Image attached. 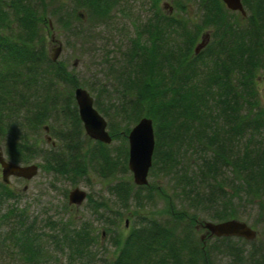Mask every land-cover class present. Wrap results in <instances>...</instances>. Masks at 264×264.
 <instances>
[{"label": "trees", "instance_id": "obj_1", "mask_svg": "<svg viewBox=\"0 0 264 264\" xmlns=\"http://www.w3.org/2000/svg\"><path fill=\"white\" fill-rule=\"evenodd\" d=\"M159 1L120 64L106 61L105 83L90 90L112 143L120 142L111 147L85 136L73 97L85 83L66 63L51 60L47 32L54 23L80 47L90 45L94 30L113 18L118 0H0V148L15 164L28 165L39 156L42 172L73 186L94 171L116 182L109 191L123 208L153 196L163 201L164 210L155 215L136 212L123 238L107 229L114 247L108 264H216L214 253L226 256L228 264H264V242L246 256L238 244L246 240H202L197 231L205 222L240 220L243 200L257 202L264 219V106L257 90L264 73V0H242L245 16L221 0H193L199 22L186 17L180 3L164 12ZM206 34L208 42L195 54ZM143 117L153 122L155 145L148 185L137 187L122 177L130 173L127 135ZM45 127L55 145L42 141ZM228 169L232 176L225 179ZM159 178L172 184L178 206L153 181ZM13 197L0 181V198ZM87 203L96 210L104 206L90 196ZM17 211L11 208L4 218ZM24 213L11 238L34 263L45 252L32 225L22 220ZM49 225L60 235L47 237L66 245L71 256L94 243L87 224Z\"/></svg>", "mask_w": 264, "mask_h": 264}, {"label": "rangeland", "instance_id": "obj_2", "mask_svg": "<svg viewBox=\"0 0 264 264\" xmlns=\"http://www.w3.org/2000/svg\"><path fill=\"white\" fill-rule=\"evenodd\" d=\"M154 1L118 0L109 24L98 26L94 30L95 38L92 39V43L85 47H80L76 44L72 34L66 33L52 23V28L47 32L48 52L53 54V50L61 46L62 52L59 60L66 63L69 70L75 72L78 79L85 83V89L92 94L91 89L96 92L99 85L105 83L104 78H106L108 68L106 61L115 65L120 64L122 53L128 47L130 39L134 38L138 29L152 17ZM178 3L184 6L186 17L193 22H199L201 14L193 0H160L158 7L164 12H169L167 5L173 8ZM83 18L85 20V16ZM257 90L260 103L264 106V73L257 77ZM45 137L46 134L42 133V141H46ZM118 145H120L119 141L113 142L110 146ZM1 154L5 156L3 151ZM32 163H41V158L35 157ZM224 176L225 179L231 178V170L225 171ZM122 178L132 182L131 173ZM0 181L2 182L1 168ZM153 181L162 187L178 206L176 201H179L180 196L176 197L172 194V184H168V180L163 178ZM114 184L116 182L103 181L94 171H90L86 177L79 179L76 186L65 178L42 172L40 169L37 175L29 181L10 178L7 186L13 192L14 197L0 198V264H108L114 257V247L111 245L112 235L107 233V229L119 230L123 238L130 229L136 212L142 215L144 213L155 215L164 210V203L157 196L143 199L141 206L131 200L128 206L123 208L118 199L109 191ZM76 187L86 192L87 196L92 197L93 200L102 203L103 208L96 210L87 203V200L79 206L65 207V203H68L69 192ZM142 194H147V192L143 191ZM256 203L243 200L238 209L240 221L247 223L256 232L255 239L246 240V243L238 242L246 256L254 245L258 246L259 243L264 242V219ZM11 208L18 210L16 216L5 219L4 216ZM137 208H140V211H136ZM21 211L25 212V216L21 215L22 220L28 227L32 225V231L38 235L37 243L45 252L34 263L26 259L20 251V246L11 238L12 229L17 227V221H21L19 217ZM116 212L121 215L117 217ZM60 220L63 222L71 220L77 227L82 224L90 226L94 243L88 246L86 252L71 256V251L66 245L55 243L48 238L51 235H60L57 229L53 231L49 225L50 221ZM197 227L198 237L205 239L208 233L203 229L202 224ZM61 238L59 236L55 241H60ZM213 257L216 264H228L229 262L224 255L214 253Z\"/></svg>", "mask_w": 264, "mask_h": 264}, {"label": "water", "instance_id": "obj_3", "mask_svg": "<svg viewBox=\"0 0 264 264\" xmlns=\"http://www.w3.org/2000/svg\"><path fill=\"white\" fill-rule=\"evenodd\" d=\"M229 11L238 12L245 16V10L242 0H221ZM172 9L170 8V11ZM51 26V23H49ZM209 36L206 34L202 37L201 42L195 48L197 54L208 42ZM61 46L53 50L50 58L56 62L60 53ZM74 99L77 105L79 118L83 125L85 135L94 141L109 145L111 136L108 133L107 122L95 109L93 98L86 89L77 87L74 90ZM47 130V128H46ZM50 142L51 138H46ZM128 141V161L127 168L132 174L133 183L137 187L148 185V174L152 166V156L154 151L155 139L153 131V122L147 117L141 118L129 131ZM0 167L2 181L4 184L9 183L11 177L31 180L36 176L38 167L36 165L21 166L7 162L0 151ZM87 198V193L76 187L68 194L69 205L79 206ZM203 227L211 236L215 237H235L248 241L255 239L256 232L245 222L240 220H227L219 223L205 222Z\"/></svg>", "mask_w": 264, "mask_h": 264}, {"label": "flooded vegetation", "instance_id": "obj_4", "mask_svg": "<svg viewBox=\"0 0 264 264\" xmlns=\"http://www.w3.org/2000/svg\"><path fill=\"white\" fill-rule=\"evenodd\" d=\"M208 235V234H207ZM212 239L213 237L212 236H210V235H208V236H205V239ZM205 239H203V240H205Z\"/></svg>", "mask_w": 264, "mask_h": 264}]
</instances>
